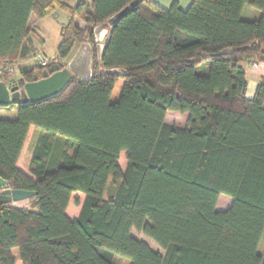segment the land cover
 I'll return each instance as SVG.
<instances>
[{"label":"trees","instance_id":"1","mask_svg":"<svg viewBox=\"0 0 264 264\" xmlns=\"http://www.w3.org/2000/svg\"><path fill=\"white\" fill-rule=\"evenodd\" d=\"M131 1L0 0V62L23 56L36 33L31 17L56 9L70 16L56 58L23 66L17 77L62 70L74 47L92 46L91 78L0 107L17 110L0 118V176L36 192L29 208L0 201V264H15L13 248L22 264H117V256L130 264H264V77L248 98L242 65L264 61V0H192L185 9L143 0L109 28L98 57L93 29ZM247 5L261 11L257 19L242 17ZM0 80L10 77L0 71ZM169 111L188 112V126L168 123ZM31 126L26 173L17 163ZM110 178L117 190L104 198ZM74 193L84 199L70 218ZM221 194L232 198L226 210L217 209Z\"/></svg>","mask_w":264,"mask_h":264},{"label":"water","instance_id":"2","mask_svg":"<svg viewBox=\"0 0 264 264\" xmlns=\"http://www.w3.org/2000/svg\"><path fill=\"white\" fill-rule=\"evenodd\" d=\"M143 0H132L129 4L118 10L106 21L93 29L97 43L98 57H101L104 48V40L109 28L118 21L132 7ZM101 72L124 73L119 68L101 69ZM77 76L81 79H89L92 76V46L89 42L81 43L73 56L67 61L66 67L51 74L44 69L40 79L25 81L20 76L15 82L9 83L0 80V107L37 102L59 94ZM36 195L35 191L14 189L0 176V201L12 203L27 200Z\"/></svg>","mask_w":264,"mask_h":264},{"label":"rangeland","instance_id":"3","mask_svg":"<svg viewBox=\"0 0 264 264\" xmlns=\"http://www.w3.org/2000/svg\"><path fill=\"white\" fill-rule=\"evenodd\" d=\"M163 0H160L161 7L164 8H168L171 3L174 0H171V2L169 4L166 5V3L170 0H166L164 2H162ZM70 2L72 3V0H70ZM56 19L55 22L56 23H65V18L67 17V13L57 9V14H56ZM52 16V15H51ZM81 21V20H80ZM80 26H84V23L81 21ZM46 45L40 43V41H38V51L42 54L47 55L48 57H52L51 55L54 53V51H56V45L59 44V42L62 40V36L60 31L58 30V32H55V35L52 37H49L46 35ZM57 39V40H56ZM58 41V42H55ZM76 47L73 48V50H75ZM27 52V50H26ZM25 52V53H26ZM47 58V60L49 61L50 59L46 56H39ZM38 57V58H39ZM16 61V60H15ZM14 61L13 66H14V71L15 74L17 75V72L19 71V67H21L20 64H17ZM20 65V66H19ZM19 73V72H18ZM124 85V80L123 79H119L116 84L115 87L112 91L111 97H110V101L111 102H115L119 99L122 88ZM1 116L10 118V119H14L16 117V115H14V113L10 114L7 111H4L2 114L0 113ZM190 117H189V113L188 112H179V111H169L166 115V121L169 122L170 124H174V125H178L180 127H186L188 126V121H189ZM36 138V130L31 129L29 134H28V138L26 141V144L24 145L23 151L21 153V156L18 160L17 166L25 171L26 173H30L28 166H29V162L31 159V154H32V149L34 146V141ZM58 145L55 147L54 152H53V160L54 158L57 156L59 150H58ZM126 163H127V159H126V152L123 151L120 155L119 158V165L121 167L122 170L125 169L126 167ZM119 180L115 179V178H110L108 185L104 191L103 197L104 198H110L113 197L116 193L117 190V186H118ZM84 199V195L81 193H74L72 195L71 198V202L67 208V214L70 218H75L78 213H79V208H80V203H82ZM31 198L27 199V200H21V201H16V202H12V205L18 206V207H27L29 208L31 206ZM232 204V198L226 194H221L219 199H218V203H217V209L219 210H226L228 209ZM132 234L134 237H136L137 239L143 240L145 241L153 250L158 251L161 254H164V250L159 247L151 238H149L148 236H146L142 231H138L136 229H133ZM264 250V238L261 241L260 247H259V251L263 252ZM12 255L15 258V264H22V261L20 259V254H19V249L18 248H13L12 249ZM116 263L117 264H130L129 259L124 258V257H116Z\"/></svg>","mask_w":264,"mask_h":264},{"label":"crops","instance_id":"4","mask_svg":"<svg viewBox=\"0 0 264 264\" xmlns=\"http://www.w3.org/2000/svg\"><path fill=\"white\" fill-rule=\"evenodd\" d=\"M153 1L160 6L162 4L160 2V0H153ZM164 1H166V0H163L162 2H164ZM176 1L178 2L180 8L185 9L189 6V4L191 3L192 0H176ZM170 2H171V0L168 1L166 3V5L169 4ZM56 14H57V9L54 12H52V13H50V14L46 15L45 17H42V18H35L34 16L31 17V26L33 28H35L36 33L32 34L30 36V38L26 41L25 52H26V50H27V52L24 53L23 56H21L20 58H18L15 61L17 64H20L21 67L38 64L37 59L41 55L48 57L47 55L42 54L38 51L39 50L38 44H37L38 41H40V43L46 45V40H47L46 35L49 38V37L54 36L55 32H58V30L61 33L62 27L70 19V16L67 14V17L65 18V20H66L65 23H60V24L56 23L55 22V19L57 16ZM260 14H261V11L252 5L245 6L243 11H242V17L246 20L257 19L260 16ZM77 23L79 26L81 25L80 20H77ZM55 42H58V41H55ZM77 48H78V46L76 47L75 50L72 51L71 55H69V57L67 58V61L73 56V54L76 52ZM56 54H57L56 51H54V53L51 55L52 57H48V58L49 59L56 58ZM254 62L264 65V61L258 62V61L252 60V59L245 60L242 62V65L244 67V70L246 72V77H247L246 96L248 98L254 97V95L256 93L257 86L260 83L261 79L264 77V70L254 71L251 69L250 63H254ZM21 67H19L18 72H20ZM18 72H17V76L19 75ZM4 111H7L10 114L14 113V115H16V113H17V110L15 108H13V109H0L1 114ZM0 118H7V117L0 115ZM31 129H34V126H31L30 130ZM26 141H27V139H26ZM25 144H26V142H25Z\"/></svg>","mask_w":264,"mask_h":264},{"label":"built area","instance_id":"5","mask_svg":"<svg viewBox=\"0 0 264 264\" xmlns=\"http://www.w3.org/2000/svg\"><path fill=\"white\" fill-rule=\"evenodd\" d=\"M37 62L39 65H45L48 63V60H47V58H44V57L40 58L39 57L37 59ZM13 63H14V61L10 60V59H5V60H2L0 62V71L9 75V77H10V80L8 81L9 83L15 82L16 79L18 78L17 75L15 74ZM250 67L254 71L264 70V65H262L260 63H256V62L250 63Z\"/></svg>","mask_w":264,"mask_h":264}]
</instances>
